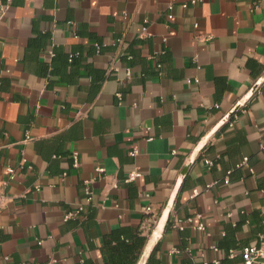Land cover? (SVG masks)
<instances>
[{
  "label": "crops",
  "instance_id": "obj_1",
  "mask_svg": "<svg viewBox=\"0 0 264 264\" xmlns=\"http://www.w3.org/2000/svg\"><path fill=\"white\" fill-rule=\"evenodd\" d=\"M191 1L0 0V264H244L261 246L264 0Z\"/></svg>",
  "mask_w": 264,
  "mask_h": 264
},
{
  "label": "built area",
  "instance_id": "obj_2",
  "mask_svg": "<svg viewBox=\"0 0 264 264\" xmlns=\"http://www.w3.org/2000/svg\"><path fill=\"white\" fill-rule=\"evenodd\" d=\"M197 2H198V0H192L191 1L192 5H196ZM182 7L187 8L188 5L183 4ZM172 9H173V6H170L169 10L171 11ZM168 16L170 17V13ZM144 31H145V29H144ZM161 67H162V65L160 63H158L157 70L159 72V75H161V71H160ZM127 77L129 79L131 78V71L130 70H127ZM188 82H190V81H188ZM117 96L119 98H121L120 93H118ZM129 155L131 157H136L138 155V150L136 148H134L133 150H131L129 152ZM71 158L73 161V167L78 168L80 166L79 154L77 152H73L71 155ZM247 162H248V159L244 158L243 161L237 165V167H240L241 165H246ZM207 163L211 164L209 161ZM95 172H96V176H94L92 178L85 179L83 182V185H84L83 190H84L85 196L87 198V201L92 200V184L96 181L97 177L101 176L105 172V169L103 167H97L95 169ZM4 174H5L7 179L6 180H0V202L6 198V195L4 194V191H3V187H4V185H7V183H9L10 181H13L15 179L16 169H14L12 167H7L5 169ZM141 176H142V173L140 172V170L134 169L126 177L125 183L134 182L137 179H139ZM35 189H36V191H40V186L37 185L35 187ZM194 194L197 195V192L195 191ZM82 209H83V207H79L77 210H75L73 212H69L66 215V218H68V219L71 218L75 214L81 212ZM145 210L147 213L152 212V208L150 206L146 207ZM195 218L198 219L200 222L197 225H194V228L197 230H200V231H205V224L201 221V215H197ZM188 222L193 225L194 224L193 218H189ZM176 227H178V226L176 225ZM262 240H263L262 244L259 247L258 246H249V247H245L241 250V256L243 257L244 264H253V263L259 262V261H262L264 263V235L262 236ZM213 248H214V250H218L217 247H213ZM174 252H176V250H174ZM233 255H234V251L231 250L230 256H233ZM10 264H23V263H10ZM204 264H207V263H204ZM214 264H220V262L215 261Z\"/></svg>",
  "mask_w": 264,
  "mask_h": 264
},
{
  "label": "water",
  "instance_id": "obj_3",
  "mask_svg": "<svg viewBox=\"0 0 264 264\" xmlns=\"http://www.w3.org/2000/svg\"><path fill=\"white\" fill-rule=\"evenodd\" d=\"M238 108H239V106L236 105L235 108L233 110H231L230 113L227 114V116H225V118L223 119L222 123L224 124V123L228 122L234 116V114L236 113ZM183 174L185 175V171H184Z\"/></svg>",
  "mask_w": 264,
  "mask_h": 264
},
{
  "label": "trees",
  "instance_id": "obj_4",
  "mask_svg": "<svg viewBox=\"0 0 264 264\" xmlns=\"http://www.w3.org/2000/svg\"><path fill=\"white\" fill-rule=\"evenodd\" d=\"M155 251V250H154ZM154 259V254L152 252L151 256H150V260H153Z\"/></svg>",
  "mask_w": 264,
  "mask_h": 264
}]
</instances>
